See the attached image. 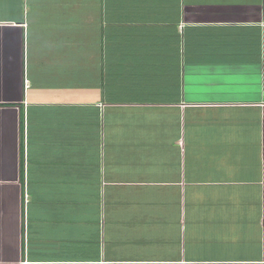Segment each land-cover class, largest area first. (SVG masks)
<instances>
[{"label":"crops","instance_id":"obj_1","mask_svg":"<svg viewBox=\"0 0 264 264\" xmlns=\"http://www.w3.org/2000/svg\"><path fill=\"white\" fill-rule=\"evenodd\" d=\"M0 264H264V0H0Z\"/></svg>","mask_w":264,"mask_h":264}]
</instances>
